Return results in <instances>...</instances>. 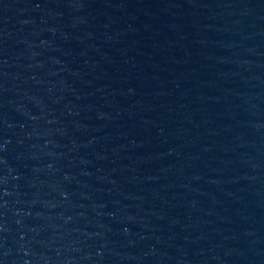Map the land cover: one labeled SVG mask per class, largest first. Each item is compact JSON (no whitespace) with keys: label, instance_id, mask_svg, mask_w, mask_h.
Wrapping results in <instances>:
<instances>
[{"label":"water","instance_id":"water-1","mask_svg":"<svg viewBox=\"0 0 264 264\" xmlns=\"http://www.w3.org/2000/svg\"><path fill=\"white\" fill-rule=\"evenodd\" d=\"M0 264H264V0H0Z\"/></svg>","mask_w":264,"mask_h":264}]
</instances>
